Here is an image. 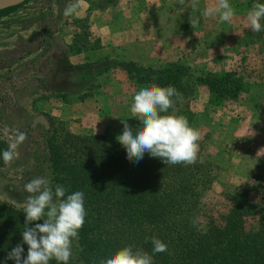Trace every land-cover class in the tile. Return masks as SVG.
Instances as JSON below:
<instances>
[{"label": "trees", "instance_id": "obj_1", "mask_svg": "<svg viewBox=\"0 0 264 264\" xmlns=\"http://www.w3.org/2000/svg\"><path fill=\"white\" fill-rule=\"evenodd\" d=\"M52 35V29L44 25L40 44L46 41L51 47ZM79 36L73 40H81ZM67 46L69 55L81 51L74 47L75 42ZM67 64L79 78L93 79L79 85L83 91L79 94L69 87V81L51 85V89L59 86L54 95L64 101H70L71 94L87 96L86 91L94 89L95 77L119 67L139 87L174 86L182 93L175 112L194 129L191 100L199 85L207 87L208 101L213 105L236 99L248 88L236 69L196 74L180 59L145 64L106 55L77 64L68 59ZM172 111L169 109V113ZM130 117L136 130L141 125ZM198 143L194 164L166 165L147 152L136 163L127 159L126 149L116 138L51 124L46 137L51 187L54 190L56 185H63L66 195L75 191L85 194L87 216L78 238L73 240L74 255L69 264H94L97 258H107L128 245L152 254L153 264H264V174H254L244 185L213 200L209 193L217 165L204 154L203 143ZM7 147L0 137V171L4 170L2 152ZM194 218L199 219L195 226ZM25 227L23 206L0 201V264H5L8 251L22 241ZM153 236L168 245L167 252H152ZM24 247L26 255L27 245ZM7 264L15 262L8 260ZM49 264L58 262L53 259Z\"/></svg>", "mask_w": 264, "mask_h": 264}, {"label": "rangeland", "instance_id": "obj_2", "mask_svg": "<svg viewBox=\"0 0 264 264\" xmlns=\"http://www.w3.org/2000/svg\"><path fill=\"white\" fill-rule=\"evenodd\" d=\"M75 1L19 0L0 8V137L7 143L14 141L22 128L25 135L15 159L0 171V201L14 206L24 205L29 194L23 186L32 178L45 177L51 186L47 130L35 121L37 115L43 116L49 126H64L80 133L101 132L116 138L123 130L120 120L131 123L132 98L143 87L133 83L124 69L114 67L94 78V89L87 90V96H75L82 91L79 85L93 77L79 78L67 60L77 64L88 61V57L83 52L69 55L68 44L62 39L54 44V50L46 46V41L42 48L37 47L44 25L52 21L55 30H60L61 24L76 20L64 15L65 7ZM91 1L105 4L106 0ZM202 1L205 5L215 3ZM230 3L236 10L232 22H220L218 16L202 18L195 30L191 27L190 44L179 57L196 74L236 69L248 82L247 90L220 105L209 103L208 89L203 85L197 87L191 100L203 152L217 165L209 193L213 200L222 192L244 185L254 174H264V31L253 32L247 27V12L257 0ZM87 20L83 16L77 21L76 34L82 39H72L74 47L82 51L96 45ZM261 23L264 25V20ZM68 81L78 93L71 94L68 102L52 97L58 85ZM54 83L58 87L51 89ZM73 250L72 244V256Z\"/></svg>", "mask_w": 264, "mask_h": 264}, {"label": "clouds", "instance_id": "obj_3", "mask_svg": "<svg viewBox=\"0 0 264 264\" xmlns=\"http://www.w3.org/2000/svg\"><path fill=\"white\" fill-rule=\"evenodd\" d=\"M179 2L184 4V0ZM198 2L193 0V11L198 10ZM80 7L79 0L68 4L64 15L71 16ZM235 14L230 0H215L201 11V16L205 18L218 16L220 22L227 23L232 22ZM189 20L193 29L200 23V18L193 15ZM262 20L264 3H254L247 12V27L253 32L264 31ZM180 99L182 93L171 85H146L135 92L130 111L141 126L134 131L128 119L122 118L120 123L123 130L116 137L126 149L129 161L138 163L147 152L151 157L160 158L166 165H190L196 162L200 133L189 125L184 116L176 114L175 103ZM169 109L173 111L169 113ZM24 139L25 135L21 132L8 143L2 152L4 164L12 163ZM23 187L29 194L23 205L26 227L21 232L22 241L8 251L5 264L8 260L15 264H49L53 259L58 264H69L73 240L78 238L87 216L85 194L75 191L66 195L67 189L59 184L53 190L49 180L40 176L32 178ZM198 223L199 219L194 218L192 224L195 226ZM150 239L153 253L168 251V245L160 238L153 236ZM24 245H27L26 255ZM94 264H153V255L143 249L134 250L132 245H128L107 258H97Z\"/></svg>", "mask_w": 264, "mask_h": 264}, {"label": "crops", "instance_id": "obj_4", "mask_svg": "<svg viewBox=\"0 0 264 264\" xmlns=\"http://www.w3.org/2000/svg\"><path fill=\"white\" fill-rule=\"evenodd\" d=\"M90 1L79 0L81 7L72 15L76 20L61 24L62 28L55 30L53 35L54 44L60 39L71 43L78 35L77 21L87 16L86 22L94 33L96 45L77 54L83 52L88 60L106 55H118L145 64L179 59L182 50L190 44L193 29L189 17H199L200 21L205 18L201 16L205 6L202 0L198 2L197 11L191 8L193 0H184V4L179 0H106L105 4ZM52 97L59 99L57 95Z\"/></svg>", "mask_w": 264, "mask_h": 264}, {"label": "flooded vegetation", "instance_id": "obj_5", "mask_svg": "<svg viewBox=\"0 0 264 264\" xmlns=\"http://www.w3.org/2000/svg\"><path fill=\"white\" fill-rule=\"evenodd\" d=\"M51 22H52V21H51ZM51 22H50V24H49L48 26L52 29V31H53V35H54L55 28H54V26H52ZM41 34H42V30H41V32H40V37H39V40H38L39 42H38V44H37V47H38V48H42V47L44 46V44H40ZM53 35H52V45H51V47H48V48H52V49H53V47H54V43H53ZM46 46H47V44H46ZM53 50H54V49H53ZM30 80H31V79L28 80V83L31 82ZM25 86H26V83L23 85V88H24ZM35 121H40L41 123H43V124L45 125L46 130L48 129L49 125L46 124V119H45L43 116H41V115H37V116L35 117ZM20 131H21V132L24 131V128L20 129Z\"/></svg>", "mask_w": 264, "mask_h": 264}, {"label": "water", "instance_id": "obj_6", "mask_svg": "<svg viewBox=\"0 0 264 264\" xmlns=\"http://www.w3.org/2000/svg\"><path fill=\"white\" fill-rule=\"evenodd\" d=\"M19 0H0V8L15 4Z\"/></svg>", "mask_w": 264, "mask_h": 264}]
</instances>
